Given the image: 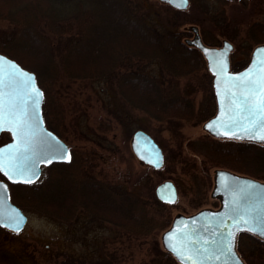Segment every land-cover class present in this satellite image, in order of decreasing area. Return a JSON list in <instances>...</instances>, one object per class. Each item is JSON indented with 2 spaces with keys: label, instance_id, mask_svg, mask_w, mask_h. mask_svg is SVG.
Listing matches in <instances>:
<instances>
[{
  "label": "trees",
  "instance_id": "trees-1",
  "mask_svg": "<svg viewBox=\"0 0 264 264\" xmlns=\"http://www.w3.org/2000/svg\"><path fill=\"white\" fill-rule=\"evenodd\" d=\"M81 1L90 6L58 19L57 8L70 0H0V23L12 29L9 38L0 39V52L35 72L44 93V105H48V109L43 107L48 128L63 137L48 118L52 114L60 119L59 115L64 113L62 107H52L60 98L51 94L52 86L59 80L99 84L106 109L119 123L133 110L164 123L197 125L212 116L206 113L199 117L195 99L186 96L181 88V79L200 74L206 63L201 53L184 41L186 33L176 29L186 24L203 28L205 11L197 14L175 9L170 25L160 31L146 21L141 5L134 0ZM210 22L219 24L225 38L234 40L240 34L237 28L229 32L228 22L222 16ZM73 24L77 33L66 43L67 48L63 43L55 46L53 35L64 36ZM246 40L256 46L263 44L264 24L253 23L246 30ZM237 54H231V61ZM152 62L160 65L159 77L142 70V65ZM111 126L110 122L101 121L99 129L108 131ZM187 146L207 164V186H211L209 171L213 168L264 181V144L210 137L188 141ZM91 159L90 156L80 163L74 155L70 164H52L43 182L11 186L12 201L21 209L29 208L62 222L70 223L79 213L86 214L91 221L109 223L138 236L169 226L170 219L162 220L156 209L150 211L136 192L101 182L86 171V162ZM154 202L164 210L171 206L157 198ZM7 233V229L0 227V242ZM236 248L246 264H264L263 238L240 232ZM159 255L164 264H180L167 251H159ZM0 264L23 263L0 248Z\"/></svg>",
  "mask_w": 264,
  "mask_h": 264
},
{
  "label": "rangeland",
  "instance_id": "rangeland-1",
  "mask_svg": "<svg viewBox=\"0 0 264 264\" xmlns=\"http://www.w3.org/2000/svg\"><path fill=\"white\" fill-rule=\"evenodd\" d=\"M134 1L141 5L146 21L160 31H165L176 15L173 7L160 0ZM89 6L81 0H70L61 9L57 8V18H68L76 10ZM203 11L207 13L206 25L199 32L203 42L216 47L222 46L224 41L231 42L233 52H238L231 62V70L237 71V67L245 62L247 65L256 45L246 40V30L253 23L264 24V0H189L186 12L200 14ZM219 16L226 18L229 32L234 28L239 29L240 34L234 40L223 37L219 24L210 22ZM42 26L46 27L45 24ZM191 27L186 24L176 29L186 33L185 39L193 37L186 32ZM76 30L77 26L73 24V28L64 36L53 35L55 46L63 43L66 49V43L76 35ZM47 32L44 31L45 34ZM11 33L10 26L0 23V39L9 38ZM132 63L137 68V64ZM142 70L159 77L161 69L157 62H152L142 65ZM180 84L184 94L195 99L199 117L206 113L208 117L215 114L213 76L207 65L200 74L181 79ZM51 94L60 96L55 103L51 101L54 103L52 107L59 106L64 110L59 115L60 119L48 114L50 124L63 137L52 131L67 143L78 162L91 156L84 169L101 182L136 192L147 203L150 211L158 210L162 220L170 219V224L166 229L138 236L109 223L91 221L86 214L79 213L77 218L68 223L26 208L22 210L28 216L27 225L20 232L7 230L0 248L14 254L23 264H164L159 260V251H166L162 236L171 227L174 218L179 214L190 216L202 209L215 210L220 207L219 199L212 196L214 168L209 171L211 186H207V164L204 165L203 157L187 146L188 141L212 137L204 129V122L197 125L179 121L164 123L139 110L130 111L123 122H116L105 107L100 85L89 81L59 80L52 86ZM46 106L48 109V105L43 103V107ZM101 121L110 122L111 128L101 131ZM137 130L147 132L163 149L165 165L162 169L154 170L145 166L133 153L131 140ZM10 140L11 136L7 132L2 133L0 146ZM47 176L46 168L38 183ZM167 180L175 183L179 198L164 210L156 206L154 198H157L156 187Z\"/></svg>",
  "mask_w": 264,
  "mask_h": 264
},
{
  "label": "snow or ice",
  "instance_id": "snow-or-ice-1",
  "mask_svg": "<svg viewBox=\"0 0 264 264\" xmlns=\"http://www.w3.org/2000/svg\"><path fill=\"white\" fill-rule=\"evenodd\" d=\"M186 5L187 0H181L178 6ZM5 63L8 65L7 70ZM229 77L226 82L227 114L223 109L221 112L222 116H226L223 126L242 132L249 138L264 141V61L243 73L229 74ZM33 81L31 73L25 72L15 61L0 55V131L10 129L16 138L14 143L0 148V171L12 181L31 182L37 174V160L51 162L53 159H71L64 145L50 143L40 129L37 108L43 93ZM208 127L213 125L209 124ZM228 134L225 132V135ZM45 152L48 155H44ZM0 188L6 189L7 185L0 182ZM251 195L250 187H239L232 191V215L225 214L232 223V229L225 242L218 244L211 238H198V234L193 232L183 234L189 239L179 249L171 243L169 246L179 251L188 264H211L222 256L235 257L233 230L241 226L257 230L253 226L257 208L250 203ZM12 212L16 213L17 210L12 209ZM10 219L16 223L8 226H15L19 230L18 214ZM0 223H4L3 219H0ZM222 226L226 225L222 222ZM260 234L264 235V232ZM174 235L168 234L170 238ZM191 240H195V243H191ZM224 264H229V260L225 259ZM236 264H240L238 258Z\"/></svg>",
  "mask_w": 264,
  "mask_h": 264
},
{
  "label": "water",
  "instance_id": "water-1",
  "mask_svg": "<svg viewBox=\"0 0 264 264\" xmlns=\"http://www.w3.org/2000/svg\"><path fill=\"white\" fill-rule=\"evenodd\" d=\"M171 7L186 11L189 7V0H187L186 6H178L181 4V0H160ZM191 31L195 33V37L192 40H188V43L195 46L199 50H201L204 55L209 72L213 75V86L214 93L217 102V111L216 114L210 118L208 121L204 123V129L213 137L219 139H234V140H242V141H252L256 143H264L259 139L249 138V136L244 135L242 132L233 131L232 129L223 126V121L226 116H222V109L227 114V105L228 99L226 95V82L230 79L229 74H238L243 73L247 69L253 66H258L260 62L264 61V44L258 45L254 48L251 59L248 65L239 70L232 71L231 70V59L230 55L233 51V44L229 41H224L221 47H212L205 45L200 37L199 30L196 26L191 27ZM0 55L7 57L11 61H15L16 64L20 66L25 72L31 73L34 77L35 85L41 90L36 74L29 69L24 68L21 64H19L16 60L8 57L5 54L0 53ZM5 69H8L7 63H5ZM43 103H44V93L40 97V102L37 108V112L40 120V129L45 134V138L52 144H56L59 142L64 145L68 150V153L71 154V159H53L51 162H45L44 160H37L35 164L36 168V176L32 179L31 182H23V181H12L9 180L8 177L4 174L3 171H0L1 174L5 177L6 181L0 180L3 184L7 185V188H0V219H3L4 223H0V227L5 228L12 232H20L22 231L28 222V216L22 211L20 207L13 203L10 193L9 184H33L39 180L42 174V167H49L52 164L61 163V164H69L72 160V153L70 147L65 143L58 135H56L53 131H51L45 124L43 117ZM219 122V123H218ZM212 124L213 127L209 128L208 125ZM3 132H8L11 136L10 142L0 146V148L5 147L6 145L12 144L15 142V136L11 132L10 129L5 128L0 131V135ZM225 132H228V135H225ZM132 151L137 157L139 161L148 165L156 170L161 169L165 164V156L162 148L159 144L144 130H137L131 140ZM44 155H48L47 152L43 153ZM227 185L228 187H225ZM239 187H250L251 188V201L257 211L254 214V227L257 229L256 231L250 230L248 227L241 226L239 229H235L234 231V253L235 257L228 256L221 257L220 260H213L211 264H224L225 259L229 260V264H236V258H238L240 264H245L241 256L239 255L236 248V237L240 232H249L258 237L264 239V235H261V232H264V181H260L258 179H254L247 176L237 175L229 170L218 169L215 171L214 176V188L212 191V196L218 198L220 201V208L213 209H203L198 211L197 213L185 216L182 214L177 215L171 227L165 231L162 236L163 246L166 251L171 253L174 258L180 264H188L186 258H182L179 254V251H174L173 247L179 249L180 246L188 241V237H185L184 233H197L198 238L203 237L205 239L211 238L217 241L218 244L225 242L228 238L229 230L232 229L231 221L227 220V215H232V209L234 207L232 201V191ZM156 197L159 201L165 204H175L178 201L179 193L176 185L173 181L167 180L160 183L155 189ZM12 209H16L17 212L13 213ZM18 214V223L19 230H16L14 225L16 222L11 220L10 217ZM222 222L226 226H222ZM169 233H175L171 238L168 236ZM191 243H195V240H191ZM170 243L173 247H170ZM211 247V244H209Z\"/></svg>",
  "mask_w": 264,
  "mask_h": 264
},
{
  "label": "flooded vegetation",
  "instance_id": "flooded-vegetation-1",
  "mask_svg": "<svg viewBox=\"0 0 264 264\" xmlns=\"http://www.w3.org/2000/svg\"><path fill=\"white\" fill-rule=\"evenodd\" d=\"M186 32H188V34L189 35H193V37L192 38H185L184 39V41L189 45V46H191V47H193V48H196L195 46H193V45H191V44H189L188 43V40H192V39H194V37H195V33L194 32H192L190 29H188ZM199 32H200V28H199ZM200 37H201V39H202V36L200 35ZM203 41V40H202ZM204 43V42H203ZM205 44V43H204ZM223 44V43H222ZM205 45H208V44H205ZM208 46H212V47H216V45H208ZM217 47H221V46H217ZM200 53H201V55L203 56V54H202V52H201V50H199L198 48H196ZM203 58H204V60H205V63H206V65H207V61H206V59H205V57L203 56ZM4 133V132H3ZM8 133V132H7ZM2 134V133H1ZM9 134V133H8ZM10 135V134H9ZM133 136V135H132ZM72 152V151H71ZM145 165V164H144ZM145 166H147V165H145ZM148 167V166H147ZM47 167H42V174H43V171L46 169ZM41 177H42V175H41ZM40 177V178H41ZM0 180H3V181H6V179H5V177L1 174V172H0ZM40 180V179H39ZM39 180L36 182V183H38L39 182ZM15 185H24V184H9V188H11V186H15Z\"/></svg>",
  "mask_w": 264,
  "mask_h": 264
}]
</instances>
